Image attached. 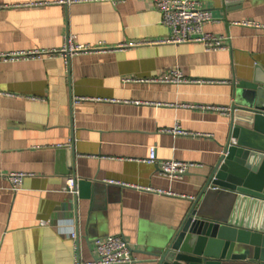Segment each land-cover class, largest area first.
Returning a JSON list of instances; mask_svg holds the SVG:
<instances>
[{
    "label": "crops",
    "instance_id": "0c3cea01",
    "mask_svg": "<svg viewBox=\"0 0 264 264\" xmlns=\"http://www.w3.org/2000/svg\"><path fill=\"white\" fill-rule=\"evenodd\" d=\"M156 1L0 0V54L59 51L70 34L106 48L68 64L61 53L0 59V172L28 173L16 192L0 178V264H74L69 220L81 260L121 235L137 264H152L206 189L232 129L217 107L233 109L236 81L256 67L264 76V0H202L219 50L150 43L172 34ZM175 68L197 81L156 80ZM176 123L188 133L167 131ZM151 146L160 161L195 165L171 178L147 161ZM70 176L75 197L63 191Z\"/></svg>",
    "mask_w": 264,
    "mask_h": 264
},
{
    "label": "water",
    "instance_id": "95a60500",
    "mask_svg": "<svg viewBox=\"0 0 264 264\" xmlns=\"http://www.w3.org/2000/svg\"><path fill=\"white\" fill-rule=\"evenodd\" d=\"M259 69L235 83L230 139L236 143L229 139L206 189L169 244L153 253L152 264H264V76ZM81 186L89 195V183Z\"/></svg>",
    "mask_w": 264,
    "mask_h": 264
},
{
    "label": "built area",
    "instance_id": "2783aa9c",
    "mask_svg": "<svg viewBox=\"0 0 264 264\" xmlns=\"http://www.w3.org/2000/svg\"><path fill=\"white\" fill-rule=\"evenodd\" d=\"M156 5L161 13V22L166 26L172 28V34L169 37L160 40L149 41L150 43H174L179 44L183 42H201L206 50H219L226 48L223 36H215L214 34L205 31V25L214 20L213 14L209 9L202 6V0H157ZM240 24L248 26H258L257 23L244 20ZM140 42H130L123 44L125 46L137 45ZM104 46H89L77 44L74 41L72 34L65 39L64 47L59 51H28V52H12L0 54V59H15L20 57H36L41 54L55 55L61 53L67 64L72 56L81 52L105 50ZM156 80L168 83H182L197 81L190 78L179 70L178 68L164 72ZM217 109L230 114L231 108L217 107ZM175 134H186L188 131L184 130L179 123L173 128L167 130ZM236 138L231 137L230 144H235ZM225 151H222L224 154ZM147 161L152 163H159L162 172L171 177H182L192 166L193 162L179 161V160H158L156 147L149 148V156ZM27 172L12 171L8 173L0 172V178L6 179L10 183V188L13 191L21 189L23 178ZM110 183H116L113 180H107ZM63 191L73 195H78L77 180L70 176L66 178L63 186ZM46 224V221L42 222ZM69 237L74 240L75 263L74 264H137L138 260L133 253L131 244L121 235H110L106 238L99 239L96 242L97 255L92 261H83L78 255L79 250V234L73 220H69V228L66 232Z\"/></svg>",
    "mask_w": 264,
    "mask_h": 264
}]
</instances>
